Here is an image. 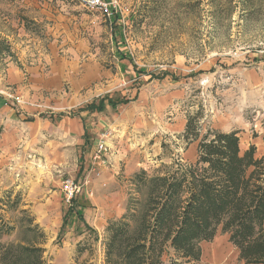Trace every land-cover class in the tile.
I'll return each instance as SVG.
<instances>
[{
    "label": "rangeland",
    "instance_id": "rangeland-1",
    "mask_svg": "<svg viewBox=\"0 0 264 264\" xmlns=\"http://www.w3.org/2000/svg\"><path fill=\"white\" fill-rule=\"evenodd\" d=\"M109 1L115 13L111 18L83 0H0V39L5 43L0 47V96L18 114L30 107L53 111L56 117L46 118L56 122L79 112V107L66 108L74 104L70 82H64L61 92L28 84L27 68L38 65L50 73L52 43L67 52L85 47L77 56L61 52L67 60H76L78 71L90 59L111 72L109 79L77 94L80 106L106 96L128 102L119 111L110 107V118L125 122V157L113 158L101 177L91 175L75 204L98 233V242L89 239L76 214L64 223L70 205L61 183L84 182L96 139L108 132L100 125L103 114H87V145L78 147L67 164L47 165L43 142H26L25 128L19 158L0 168V215L18 223L19 215L8 213L4 200L8 192L11 201L19 198V209L28 211L46 233L44 248L51 264H103L105 229L125 214L136 195L133 176L142 170L163 173L197 163L199 141L183 137L189 116L201 115L202 135L236 131L243 152L255 146L256 156H264V0ZM16 239L14 235L3 242ZM82 243L94 253L88 251L77 260ZM202 250L201 261L192 264H244L221 232L202 244Z\"/></svg>",
    "mask_w": 264,
    "mask_h": 264
},
{
    "label": "trees",
    "instance_id": "trees-1",
    "mask_svg": "<svg viewBox=\"0 0 264 264\" xmlns=\"http://www.w3.org/2000/svg\"><path fill=\"white\" fill-rule=\"evenodd\" d=\"M4 45L0 39V47ZM127 104L106 96L81 111L103 113L107 106L117 109ZM200 116H189L183 134L186 141H199L197 163L163 173L142 170L133 176L136 195L125 214L105 229L103 264L199 263L202 244L212 242L219 232L228 235L240 262L264 264V156H256L255 146L243 152L236 131L202 135ZM88 136L86 129L85 145ZM10 197L8 192L6 211L17 213L19 221L14 225L0 215V264H51L44 248L45 231L28 211L19 209V198L11 201ZM75 204L76 200L64 223L76 214L89 239L98 242V233L86 224ZM14 235L16 241L3 242ZM88 251L94 253L80 244L77 260Z\"/></svg>",
    "mask_w": 264,
    "mask_h": 264
},
{
    "label": "crops",
    "instance_id": "crops-1",
    "mask_svg": "<svg viewBox=\"0 0 264 264\" xmlns=\"http://www.w3.org/2000/svg\"><path fill=\"white\" fill-rule=\"evenodd\" d=\"M61 47L62 46H56L53 43L48 46L47 61L50 63V73H48V75L44 73L43 69L38 65L27 68L28 84H30L32 88H43L46 89V91L61 92L64 82H70L73 94H75L72 99H70V103L74 104H70L71 106H66V108L71 107L72 109L74 107H79V112L74 116H71V114H69V116H61L59 120L53 122L49 119L50 117L46 118L52 115L56 117L53 111H35L34 108L31 109L30 107L23 108V114H18L8 105L6 99L0 96V168L12 164V161H16V159L19 158L17 149L22 148L24 145L22 131L25 128L29 130L26 142L28 141L31 144L43 142L44 153L42 155L46 159L45 162L47 165L58 163L67 164L69 162V157H74L78 147L85 144L84 138L86 129H88L85 118L88 117L87 114H89V112L81 111L83 107L80 106L81 104L77 94L92 84L99 83L104 79H109L111 72L108 70L104 71L96 61H91L90 59V61L88 60L87 63L84 64V69L78 71L75 69L77 68L75 64L76 60H67L68 58L61 55V52L67 54L69 51H72L71 53L77 56L85 51V47L74 46V49H69L68 52L65 51L66 49L60 50ZM71 68L75 71H72ZM16 74L18 76H16ZM16 74H14V77L16 76V79L20 81L21 77L17 72ZM26 104H28V102ZM118 108L116 111L120 110ZM112 111L113 110L107 106L106 110L101 113L103 117H101L100 121V125L106 127L108 130V132H106L108 136L107 144L109 143L108 145L113 152V155H111V166L114 162L113 158H124L126 155V151L124 150L126 142L123 136L126 131L125 122H123L121 118L118 120L110 118ZM97 114L98 113H96V115ZM111 120H113V122H111ZM90 131L91 130L88 129V132ZM113 131H116V133Z\"/></svg>",
    "mask_w": 264,
    "mask_h": 264
},
{
    "label": "built area",
    "instance_id": "built-area-1",
    "mask_svg": "<svg viewBox=\"0 0 264 264\" xmlns=\"http://www.w3.org/2000/svg\"><path fill=\"white\" fill-rule=\"evenodd\" d=\"M83 3L92 9H96L101 12L104 16L111 18L115 15L114 10L111 6V2L109 0H83ZM11 99V98H10ZM13 100L17 104H21V100L18 98H13ZM107 133H103L100 136V139L97 141L96 145L91 151L90 154V166L88 174L84 177V182L78 184L75 180L66 179L61 183V190L63 193L64 201L67 205L72 206L74 200H77L79 194L81 193L82 187L88 188L90 184V176L93 175L95 178L101 177L102 169L108 167L110 163V155L112 150L110 146L107 144ZM93 193L88 192V196H92Z\"/></svg>",
    "mask_w": 264,
    "mask_h": 264
}]
</instances>
